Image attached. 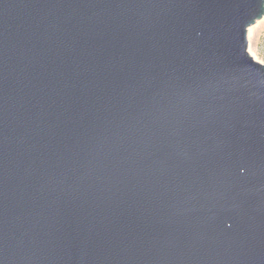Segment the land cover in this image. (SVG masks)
<instances>
[{
    "label": "water",
    "instance_id": "95a60500",
    "mask_svg": "<svg viewBox=\"0 0 264 264\" xmlns=\"http://www.w3.org/2000/svg\"><path fill=\"white\" fill-rule=\"evenodd\" d=\"M264 0H0V264H264Z\"/></svg>",
    "mask_w": 264,
    "mask_h": 264
},
{
    "label": "rangeland",
    "instance_id": "374dc122",
    "mask_svg": "<svg viewBox=\"0 0 264 264\" xmlns=\"http://www.w3.org/2000/svg\"><path fill=\"white\" fill-rule=\"evenodd\" d=\"M249 27L251 28V30L250 34H248L247 30V52L250 55L248 51L250 47V50L254 55V57L250 55L253 60L264 64V14L260 19L256 20Z\"/></svg>",
    "mask_w": 264,
    "mask_h": 264
},
{
    "label": "bare ground",
    "instance_id": "6f19581e",
    "mask_svg": "<svg viewBox=\"0 0 264 264\" xmlns=\"http://www.w3.org/2000/svg\"><path fill=\"white\" fill-rule=\"evenodd\" d=\"M247 30H248V34H250V30H251V28L249 27ZM248 51H249L250 55H252V56L254 57V55L252 54V52H251V50H250V47H249Z\"/></svg>",
    "mask_w": 264,
    "mask_h": 264
}]
</instances>
